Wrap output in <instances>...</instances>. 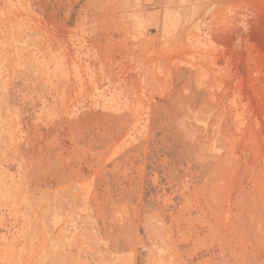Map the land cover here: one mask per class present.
Here are the masks:
<instances>
[{
    "label": "rangeland",
    "instance_id": "374dc122",
    "mask_svg": "<svg viewBox=\"0 0 264 264\" xmlns=\"http://www.w3.org/2000/svg\"><path fill=\"white\" fill-rule=\"evenodd\" d=\"M0 264H264V0H0Z\"/></svg>",
    "mask_w": 264,
    "mask_h": 264
}]
</instances>
